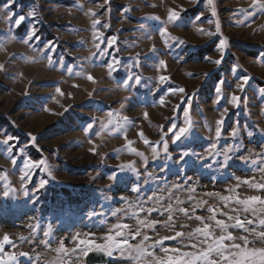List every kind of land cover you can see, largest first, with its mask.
<instances>
[{
    "label": "rangeland",
    "instance_id": "obj_1",
    "mask_svg": "<svg viewBox=\"0 0 264 264\" xmlns=\"http://www.w3.org/2000/svg\"><path fill=\"white\" fill-rule=\"evenodd\" d=\"M6 3L7 0H0V63L5 65V70H0V140L8 135L15 140L11 149L0 144V237L8 233L14 241L15 247L5 245V252L30 254L29 257L18 255L17 260L6 264H58L60 257L67 264H87V257L76 259L79 252L64 255L56 249L61 242L69 249L76 247L78 241L73 239L76 234L82 239L103 243L110 225L118 221L134 229L137 226L134 218L111 214L116 208H127L121 196L129 197L130 201H136L138 195L146 199L154 189H166L191 177L188 183L196 188L197 198L223 207L218 198L203 194L228 195L226 189L236 184L233 175L241 178L255 175L260 179L259 172L238 158L251 156L255 159V153H264L261 147L264 136L257 131V128H264V92L260 91L264 89V11L251 7L252 0H211V3L209 0H13L8 9L4 8ZM171 8L181 11L180 20L174 23L167 21ZM90 9L97 15L92 16ZM240 9H246L251 15ZM9 11L15 13L13 19L26 16L18 28L10 24ZM29 12H34L35 16H28ZM154 16H159L160 20L150 19ZM94 19H99L101 24L93 27ZM217 23L221 29L217 35L209 36L200 31L215 32ZM33 26L39 39L34 37L25 43V34ZM164 26L185 43L168 40L166 44L159 32ZM97 32L103 33L105 42L116 37L117 43L108 49L109 55L97 53L94 46L99 42L94 39ZM224 37L228 38V47L223 63L217 65L214 61L221 56L218 44ZM49 43L51 50L45 48ZM153 45L157 49L155 53L151 51ZM93 53L97 55L93 57ZM137 54L138 65L134 59ZM113 56L120 63L110 72L107 65ZM160 59L167 61V68L159 66ZM234 66H238L236 72L231 71ZM244 72L253 79L241 93L235 84ZM89 73L95 77V82L87 79ZM129 74L141 76V83L137 85L133 80L124 85ZM160 75L171 79L159 84L157 91ZM221 80L225 82L222 86L225 98L217 104L215 89ZM177 87L185 88L186 93H172L171 89ZM57 88L64 95L57 93ZM233 92L241 96L239 108L228 102ZM161 98L164 104L159 103ZM182 101H190V115L197 130L195 141L186 142V146L197 152H203L209 143L205 137H214L215 122L220 119L224 107L229 109L219 146L240 144L243 147L227 168L220 169L217 164L222 157L207 161H194L193 158L184 172H179L178 166L171 161L168 162L170 171H161L163 153L160 160H151V146L146 145L138 133L143 130L149 140H160L172 123L182 124L183 109L187 106ZM109 112L115 114L114 120L126 116L130 123L122 121L121 128L114 132L110 130L113 126L101 131L99 122L93 129L84 130L91 118H105ZM237 126L239 135L233 139L230 132ZM249 132L253 135L249 136ZM29 133L36 138L35 142ZM125 133L134 141L133 146L149 157L147 171L152 172L153 177L139 194L129 191L123 184H116L110 191L105 190L104 195L113 197L106 200L101 189L111 183L107 176L117 165L135 161L141 172H145L143 158L124 148ZM171 135L168 134L169 151L175 158L178 148L172 144ZM19 147L24 148L25 159L45 160L51 176L41 167L34 169L30 179L22 182L23 161ZM93 147L96 153L90 151ZM118 149L121 151L117 152ZM13 159L17 164L12 163ZM126 175L130 177L131 186L136 178L130 172ZM145 178L142 176L140 183ZM41 179L47 180V185L33 192ZM25 184L28 196L24 195ZM8 185L17 191L5 197L2 193ZM239 192L241 197L264 194L244 185ZM162 194L167 196L166 191ZM174 195L185 201L183 207L191 209L193 202L188 201L187 192L175 191ZM164 203L168 201L165 199ZM91 212L98 215L89 217ZM146 215L140 213V218ZM196 215L207 217L210 213L197 209ZM148 218L166 220L167 215L152 213ZM174 222L176 228L173 230L157 225L155 231L145 228L143 232L158 239L200 226V221L188 219L179 212L174 213ZM37 223L39 227L35 230L28 227ZM49 225L51 234L45 237L43 233L49 230ZM89 233L94 235L88 236ZM246 234L242 230L234 231L237 237ZM21 236L29 239L22 241ZM249 239L255 241L251 247H264V241L259 238L249 236ZM45 240L48 245L43 243ZM138 242L139 238L132 241ZM236 242L241 243L240 240ZM164 246L180 245L165 241ZM155 251L157 256H164L159 246ZM105 264L133 262L116 251L108 256Z\"/></svg>",
    "mask_w": 264,
    "mask_h": 264
},
{
    "label": "snow or ice",
    "instance_id": "obj_2",
    "mask_svg": "<svg viewBox=\"0 0 264 264\" xmlns=\"http://www.w3.org/2000/svg\"><path fill=\"white\" fill-rule=\"evenodd\" d=\"M211 3V0H209ZM13 3V0H7V3L4 5V8L8 9ZM81 7H83L81 5ZM251 7H258L264 11V0H252ZM183 10V9H181ZM240 12L245 13L246 15H251L247 13L246 9H240ZM92 16H96L95 11L89 10ZM215 15V10H213ZM28 16H35L34 12H29ZM202 15V14H201ZM15 13L9 11L8 20L10 24L14 27H19L22 22L25 21V15H19L15 19L13 17ZM181 11H178L176 8H171L168 10L167 21L168 22H177L180 20ZM200 17H197L199 19ZM159 21V16L150 17ZM163 23V22H162ZM93 27L101 24L99 19H94L92 21ZM144 28L143 25L140 26ZM200 31L205 32L209 36H214L220 33L221 29L219 23L216 24V31L211 32L205 29H200ZM160 35L165 38V43L167 44L168 40L176 41L180 44L185 43V41L180 40L178 37L173 36L166 26L159 29ZM37 40L39 37L36 34V28L33 26L24 37V42L27 43L33 38ZM103 33L97 32L94 34V39L99 41L95 43L94 46L97 49V53L101 56L109 55L108 49L112 48L116 43V37L108 39L106 42L102 40ZM101 44H104V47H101ZM51 43L46 44L45 48L51 50ZM228 47V38L224 37L219 41L218 48L221 52L219 59L215 60L214 63L219 65L224 61V53ZM151 51L155 53L157 51L155 45L152 46ZM97 53H93L92 56L95 57ZM33 59V58H29ZM87 59V58H86ZM138 65L139 63V54L134 58ZM51 63V60H49ZM119 60L115 56L112 57V62L108 63L107 67L109 71L116 70V67L119 65ZM161 68H167V61L160 59L158 61ZM238 66H234L231 71L236 72ZM0 70H5V65L0 63ZM71 72V69H68ZM22 75V73H21ZM87 79L95 82V77L90 73L87 75ZM151 79V78H149ZM171 78L166 75H160L158 77L157 91L159 90V84L170 80ZM253 79L250 74L244 72L242 76L238 77L237 83L235 84L236 89L241 93H244L245 88L248 86L249 81ZM139 85L141 83L142 77L139 75L129 74L124 80V85H128L129 81H133ZM224 81L221 80L218 82V86L215 91L217 94L216 103L219 104L223 96L222 86ZM264 92V89L260 90ZM56 92L60 95H64L60 88L56 89ZM172 93H186V89L183 87H177L171 89ZM228 102L236 108L241 106V96L237 95L235 92L231 93ZM160 104H164L165 100L163 98L159 101ZM186 103L187 106L183 109V122L182 124L172 123L168 128L167 132H164L161 139L157 141H151L146 136L143 130H141L138 135L143 139V142L146 145L151 146V160L157 161L161 159V153H163V166L161 171H170L168 162L171 161L173 164L177 165L179 172H184L189 167L190 160L194 161H207L213 157H222V159L217 160V164L220 169H225L229 166V162L233 159L236 152H238L243 146L240 144H233L227 147L221 148L219 146V141L222 136V129L224 125L225 115L228 113L229 109L224 107L223 112L221 113L220 119H218L215 127L214 137H205L209 141L207 146L204 148L203 152H197L193 148L186 146V142H194L197 136V130L195 128L194 121L190 115L191 103L190 101H182ZM177 110L180 106L177 105ZM47 110V109H46ZM115 114L113 112L107 113L105 118H91V122L87 123L85 131L93 129L94 125L99 122L101 131L109 129V126H113L110 130L116 131L121 128V122L130 123L129 118L124 116L118 119H113ZM145 117L148 116V113H144ZM238 123V122H237ZM163 127V126H161ZM257 131L264 136V128H257ZM171 133L172 144L177 145L178 151L175 158L173 154L169 151V140L168 134ZM29 137L35 142V137L31 133L28 134ZM239 135V128L233 127L230 132V136L235 139ZM249 136L253 133L249 132ZM126 144L124 148L126 150L135 153L137 156L143 158V166L145 172L142 173L141 170L136 166L135 161H129L126 163H121L116 166V170L112 171L111 174L107 176V179L111 182L104 186V189H101L102 195H104L105 190L110 191L114 185L123 184L129 188V191L133 193H142V190L146 185L149 184L150 178L153 177L152 172L147 171V166L149 164V157L146 156L143 152H140L135 148L134 141L129 140L125 133L124 136ZM15 140L14 137L8 135L5 139L0 140V144L8 146V149L12 148V142ZM264 147V145H261ZM18 151L21 154V159L23 161L21 168V181L30 179L32 171L43 167L45 171L48 172V175L51 176V171L48 170V164L45 160H33L32 158H24V148L19 147ZM93 153H96L97 149L93 147L90 149ZM121 151L120 149L117 152ZM106 155V154H105ZM255 159L249 157H238L246 165H249L255 172L261 174L260 179L257 180L256 176L241 178L240 176L233 175L232 178L236 181L234 186L228 187L226 189L228 195H223L219 192H206L203 195L207 197L218 198L222 203L223 207L218 205H209L208 200L203 198H197L194 194L196 188L192 187L188 182L191 181V177H187L184 183L179 181L173 183L169 188H157L152 190L150 195H146V199L142 196H137L136 201H130L129 197L121 196L120 199L127 205V208H116L112 211V216L117 217L118 214H123L125 217L134 218L136 220V227L133 229L128 223L117 222L111 224L107 232L104 234L103 243H97L95 240L90 238H80V234H76L73 238L77 240L78 243L76 247L69 249L63 242L56 249L57 252L68 255V253H80V256H77L76 259L86 258L89 253L95 251L103 253L106 256H113L116 251H119V254L122 258L130 260L133 264H264V247H251L250 245L255 243L254 240H250L249 236L257 237L261 241H264V194L259 195H247L241 197L239 189L242 185L247 186L248 188L255 190L260 193H264V153H255ZM12 163L17 164V160L13 159ZM206 167H211V165L205 164ZM132 173L134 175L135 182L129 186L130 177L126 173ZM142 176H146L143 180V183H140ZM96 177H93L95 179ZM54 179V177H53ZM48 181L41 179L39 183L33 188V192H38L40 189H43L47 185ZM187 185V187L185 186ZM185 191L188 193V201H192L191 209L188 207H183L185 203L184 200H181L178 195H174L175 191ZM17 189L12 188L11 185L6 186L3 191V196L7 197L10 193H15ZM167 192V196H164L162 193ZM24 195L28 196L29 191L27 185H24ZM104 199L111 200L113 197L104 195ZM165 199L168 201L167 204L164 203ZM151 203V207H146ZM205 206L207 208L205 209ZM228 209L225 211L224 209ZM197 209L206 210L210 213L209 216H200L196 215ZM179 212L183 213L188 219L195 218L200 221V226L196 227L192 231H175L174 235H164L158 239H153L151 236L143 232V229L149 228L155 231L157 225L161 227L173 230L176 228L174 222V213ZM140 213H146L147 215L141 219ZM152 213H157L160 216L167 215L166 220L158 219H149ZM98 215L96 212L89 213V217ZM220 216L225 217V219L219 218ZM187 225H181V227H186ZM29 228L35 230L39 227V224H29ZM242 230L246 235L237 237L234 235V231ZM219 232V234H217ZM51 234V225H49V230L45 231L43 235L48 237ZM88 236L94 235L93 233L87 234ZM139 238L138 243H132L133 240ZM29 239L28 237L21 236L20 240L24 241ZM240 240L241 243L236 241ZM150 243H146L149 242ZM165 241H175L179 247L169 248L165 247ZM188 241V243H185ZM45 245H48V241H43ZM5 245H12L15 247L14 241L8 233H5L0 237V264H6L7 261L17 260V256L29 257L28 252H5ZM83 246V247H81ZM159 246L160 250L164 253V256L156 255V248ZM189 249V250H185ZM147 257H152L151 260H146ZM31 258V257H30ZM38 259V257H36ZM58 264H67V262L62 258H58Z\"/></svg>",
    "mask_w": 264,
    "mask_h": 264
},
{
    "label": "water",
    "instance_id": "obj_3",
    "mask_svg": "<svg viewBox=\"0 0 264 264\" xmlns=\"http://www.w3.org/2000/svg\"><path fill=\"white\" fill-rule=\"evenodd\" d=\"M87 264H105L108 262V256L99 252H91L86 258Z\"/></svg>",
    "mask_w": 264,
    "mask_h": 264
}]
</instances>
